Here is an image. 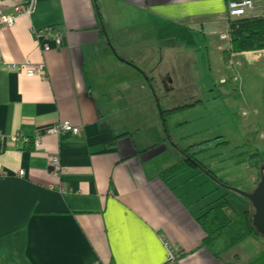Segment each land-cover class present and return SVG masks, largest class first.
<instances>
[{
	"label": "crops",
	"instance_id": "0c3cea01",
	"mask_svg": "<svg viewBox=\"0 0 264 264\" xmlns=\"http://www.w3.org/2000/svg\"><path fill=\"white\" fill-rule=\"evenodd\" d=\"M228 1L32 0L30 15L0 27V264H165L168 248L176 251L173 264H241L222 256L224 243L215 251L201 245L197 217L225 199H212L215 181L196 168L160 179L179 158L165 147L149 104L151 91L160 101L156 95L168 89L154 73L162 44L194 27L223 33ZM254 1L253 14L264 16V0ZM13 2L0 0V15ZM48 27L61 43L48 40L43 53L34 34ZM26 62L44 69L33 76L15 70ZM58 123L80 135L44 133ZM261 125L253 131L263 139Z\"/></svg>",
	"mask_w": 264,
	"mask_h": 264
},
{
	"label": "rangeland",
	"instance_id": "374dc122",
	"mask_svg": "<svg viewBox=\"0 0 264 264\" xmlns=\"http://www.w3.org/2000/svg\"><path fill=\"white\" fill-rule=\"evenodd\" d=\"M189 33L190 36L183 35L179 42L172 40L163 43L157 54L159 57L162 56V61H158L154 67L157 76L165 77V82L162 79V83H168L165 87L168 88L167 93L166 89L159 95L154 91L157 99H160L158 101L162 110L180 108L174 114L166 111L167 115L159 117L161 115L156 98L150 87L149 104L156 106L163 142L174 150L179 160L183 148L207 143L209 147L207 151L198 153L196 158L221 180L222 185L218 181L210 183L212 199H221V196L225 195L233 211L242 213L251 210L252 207L245 197L235 191L248 193L254 189L257 179L253 184L252 175L258 176L259 170L251 165L257 162L260 171L262 169V172L264 171V138L260 139L259 134L253 131L257 124L256 128L260 131L261 122L264 120V106L260 93V88L264 85V53L245 58H236L235 54H230L225 59L224 51L225 48L229 50L228 42L218 43L217 38L220 34L217 35V31L210 35L206 29L194 27ZM131 39L133 40V37ZM113 42L114 47L120 51L121 48L117 47L115 39ZM123 55L126 57L127 54ZM238 62L242 63V67L237 64ZM134 64L142 68L138 58ZM126 70L132 77L136 76L132 69ZM142 78L145 82L144 75ZM225 81L228 82L223 83ZM156 82H159L158 78ZM232 88H236L238 93L234 94ZM257 109L260 110L259 113ZM250 119H253V123L248 122ZM167 130L169 141L166 140ZM186 172L193 174L191 169ZM221 243L223 238L216 242L215 247ZM263 244V236H251L236 247L228 249V252L220 253L222 256L226 254L230 261L237 256L238 263H243L259 255ZM248 245L253 248L251 253L247 250ZM175 254L176 251L174 257Z\"/></svg>",
	"mask_w": 264,
	"mask_h": 264
},
{
	"label": "trees",
	"instance_id": "16d2710c",
	"mask_svg": "<svg viewBox=\"0 0 264 264\" xmlns=\"http://www.w3.org/2000/svg\"><path fill=\"white\" fill-rule=\"evenodd\" d=\"M228 36L229 50H227L228 52L226 51L228 54L225 53V59H227L230 54L264 51V16L257 15V17H251V13H249L244 17L231 20L229 23ZM163 114L165 116V112H163ZM167 133L168 130L166 131V134ZM206 144L207 143L204 142L197 147L193 146L183 149L185 157L181 156L178 162L164 168L159 174L160 179L168 181L189 168H196L201 172V169H203L207 171L209 175L216 178L215 174L196 158L198 153L207 151L209 147H207ZM195 164H198L201 169L197 168ZM251 167L259 170L258 179L264 174V171L262 172L263 169L260 171L257 162L251 165ZM252 213V208L242 213L233 211L227 200L223 198L221 201L212 204L205 212L198 216L196 220L204 233L201 245L209 250L215 251L214 247L216 242L223 238V249L228 250L248 237H259L260 235L255 232L251 224ZM212 254L214 257L218 255L214 252H212ZM241 264H264V245L258 256Z\"/></svg>",
	"mask_w": 264,
	"mask_h": 264
},
{
	"label": "built area",
	"instance_id": "2783aa9c",
	"mask_svg": "<svg viewBox=\"0 0 264 264\" xmlns=\"http://www.w3.org/2000/svg\"><path fill=\"white\" fill-rule=\"evenodd\" d=\"M254 0H230L227 3L226 15L224 17L225 31L220 34L219 38L221 40L229 42L228 29L231 20L244 17L245 15L251 13V17H257L253 14ZM32 0H14L11 11L0 15V27H10L14 24L18 16L21 14L29 15L32 11ZM36 42L41 46L42 52L47 53L50 51L49 46L45 43L48 40H55L57 45L61 43V35L54 28L48 27L35 31L34 34ZM44 69L42 64H31L23 63L15 68L19 73L25 74L26 76H33L41 73ZM80 128L73 127L68 123H58L54 126L47 127L44 130L45 134H51L56 136L69 135L72 137H78L80 135ZM39 134L35 135L33 139V145L36 147L39 144ZM50 168L54 175L59 174V158L53 156L49 160ZM19 175L23 176V171H19ZM175 261L174 251L171 248L167 250V257L165 264H173Z\"/></svg>",
	"mask_w": 264,
	"mask_h": 264
},
{
	"label": "water",
	"instance_id": "95a60500",
	"mask_svg": "<svg viewBox=\"0 0 264 264\" xmlns=\"http://www.w3.org/2000/svg\"><path fill=\"white\" fill-rule=\"evenodd\" d=\"M106 39L109 42L107 37H106ZM156 103H157L159 113L162 116L161 108H160V105H159L157 100H156ZM262 103L264 106V89H263V93H262ZM195 166H197V168L201 169V167L198 164H195ZM201 170L204 174L209 176L213 181L217 182L213 176L208 174L207 171H205L203 169H201ZM224 187L231 190V188H229L228 186H224ZM235 192L242 195L243 197H245L250 202L251 207L253 209V213L251 215L252 227L254 228V230L257 234L264 237V174H262L259 177L258 182L256 183L254 189L251 192H248V193H243L240 191H235Z\"/></svg>",
	"mask_w": 264,
	"mask_h": 264
},
{
	"label": "flooded vegetation",
	"instance_id": "af4514ba",
	"mask_svg": "<svg viewBox=\"0 0 264 264\" xmlns=\"http://www.w3.org/2000/svg\"><path fill=\"white\" fill-rule=\"evenodd\" d=\"M178 108H180V107H177V109ZM162 109V108H161ZM161 112H162V117L164 116V114H163V112H164V110H161ZM169 112V111H168ZM174 112H177V110H176V108H175V110H174ZM174 112H170V113H172V114H174ZM168 114V113H167ZM166 113H165V115H167ZM168 133L166 134V140H168ZM169 141V140H168ZM167 146V144L165 145V147ZM196 146V145H195ZM194 146V147H195ZM189 147H193L192 145L191 146H189ZM168 148V147H167ZM180 149V148H179ZM183 149H185V148H183ZM179 155H181V156H183V157H185V154H184V151L182 150L181 151V154H179ZM220 184H222V183H220Z\"/></svg>",
	"mask_w": 264,
	"mask_h": 264
}]
</instances>
